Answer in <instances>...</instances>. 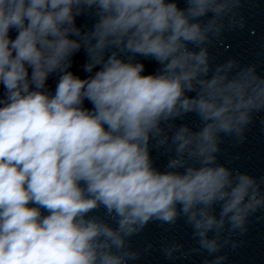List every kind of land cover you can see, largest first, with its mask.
Segmentation results:
<instances>
[{
  "label": "clouds",
  "instance_id": "9594fccd",
  "mask_svg": "<svg viewBox=\"0 0 264 264\" xmlns=\"http://www.w3.org/2000/svg\"><path fill=\"white\" fill-rule=\"evenodd\" d=\"M243 3L0 0V264H132L133 236L181 219L202 264H225L264 210V175L218 162L223 137L244 142L264 112L257 64L210 51L246 27ZM138 57L159 67L145 74Z\"/></svg>",
  "mask_w": 264,
  "mask_h": 264
}]
</instances>
